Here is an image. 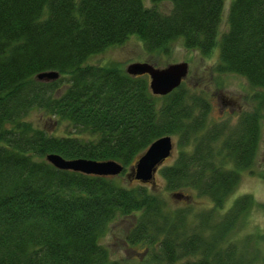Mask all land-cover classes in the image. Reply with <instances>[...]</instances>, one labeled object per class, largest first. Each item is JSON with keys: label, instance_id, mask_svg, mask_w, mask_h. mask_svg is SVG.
Returning a JSON list of instances; mask_svg holds the SVG:
<instances>
[{"label": "trees", "instance_id": "obj_1", "mask_svg": "<svg viewBox=\"0 0 264 264\" xmlns=\"http://www.w3.org/2000/svg\"><path fill=\"white\" fill-rule=\"evenodd\" d=\"M149 1L172 9L162 13L143 0H0V264H120L101 240L110 223L130 217L135 225L127 243L157 249L160 264L194 256L200 259L185 264H253L252 244L247 255L222 247L238 220L264 209L251 196L235 199L210 237L203 223L187 234L186 211H169L165 197L146 183L126 187L117 176L65 172L45 159L112 160L126 177L147 147L170 136L179 151L158 168L166 192L177 199L196 191L218 214L235 193L240 172L255 162L264 96H253L259 107L217 149L216 136L198 135L210 109L200 94L183 92L182 84L157 97L146 75L86 62L131 35L148 55L169 57L176 42L204 56L218 47V72L238 74L264 91V0H230L226 19L227 0ZM49 71L60 78L36 80ZM34 109L47 116L42 127L26 119ZM51 127L62 131L53 134ZM252 242H264V232ZM258 251L264 255V245Z\"/></svg>", "mask_w": 264, "mask_h": 264}, {"label": "rangeland", "instance_id": "obj_2", "mask_svg": "<svg viewBox=\"0 0 264 264\" xmlns=\"http://www.w3.org/2000/svg\"><path fill=\"white\" fill-rule=\"evenodd\" d=\"M147 7H155L162 13H169L172 6L169 2H161L157 4L150 3L149 0H143ZM230 0L225 2L224 19H226V9H228ZM220 28V34L226 30L225 20ZM219 48L216 47L209 55H202L198 51H190L183 47L181 42L174 44L172 54L165 57L162 54L148 55L144 46L136 35H131L121 45L106 49L104 52L94 55L86 62L91 66H115L125 69L129 64L136 62H147L155 67H165L168 64L185 62L189 64V74L184 80L183 92H195L200 94L210 104L209 112L207 113L206 127L201 131L199 136H206L209 128L216 129L217 134H220L215 146L217 149L223 148L222 143L229 136L232 129L239 127L243 117H247L253 113L255 108L259 107V102L256 94L264 96L261 90L252 89L247 81L238 74L218 72ZM67 80H63L62 85H65ZM61 90L64 87L60 86ZM255 95L256 99H253ZM262 100V99H261ZM238 106L241 111L239 112ZM262 118L259 120V142L254 164L251 168L240 172V184L229 199L226 200L224 208L220 213L213 210L212 203L209 198L197 195L196 191L185 190L182 194L184 198H173L172 193L165 191L163 180L160 178L159 172L155 175V186L149 183L146 187L154 192H157L167 200V209L185 210L186 217L184 229L187 234L193 230H201L200 225H204L207 237L212 234V229L221 222L227 211L232 208L235 199L243 196H251L259 205H264V179L261 177L264 172V107L260 110ZM36 109L32 110L26 119L34 124V126L42 127L45 125L44 118ZM48 121V120H47ZM218 128H223L222 131ZM53 134H60L55 128L49 129ZM209 136V135H208ZM211 136V135H210ZM209 136V137H210ZM174 148L170 158L163 165L171 164L177 157L179 148L176 146V138L172 137ZM218 146V147H217ZM188 152L190 148H186ZM232 166V164H230ZM160 168V167H159ZM118 181L126 187H133L135 184L127 183L125 176H118ZM181 193V192H180ZM215 212V213H214ZM135 225L134 218H123L110 223L106 235L101 240V244L108 250L110 258L120 264H160L154 260V255L160 257L157 249L151 250L146 244L129 245L126 241L127 234ZM227 240L223 242L222 247L235 246L239 252H245L247 255L250 250V245L254 247L253 264H264V255L258 251L259 245L263 247L264 242L254 245L251 239L256 234L264 232V209L253 210L246 217L241 218L234 225ZM199 256L183 258L177 264H185L190 261L199 260ZM263 260V261H262ZM164 264V263H161Z\"/></svg>", "mask_w": 264, "mask_h": 264}, {"label": "water", "instance_id": "obj_3", "mask_svg": "<svg viewBox=\"0 0 264 264\" xmlns=\"http://www.w3.org/2000/svg\"><path fill=\"white\" fill-rule=\"evenodd\" d=\"M125 72L130 76L147 75L149 77V89L154 96L163 97L177 89L186 79L189 72L188 63H174L165 67H155L144 62L129 64ZM60 77L59 72H43L36 76V80L43 82H53ZM174 148L172 137L164 136L154 141L147 150L137 159L134 166L129 168L126 178L132 181L149 183L155 185V175L158 168L165 160L170 158ZM47 163L62 171L82 173L100 177H118L124 167L120 163L112 160L95 161L90 159H64L57 154H49L45 157ZM180 198L181 195H175ZM182 198V197H181Z\"/></svg>", "mask_w": 264, "mask_h": 264}, {"label": "flooded vegetation", "instance_id": "obj_4", "mask_svg": "<svg viewBox=\"0 0 264 264\" xmlns=\"http://www.w3.org/2000/svg\"><path fill=\"white\" fill-rule=\"evenodd\" d=\"M254 89V88H253ZM238 109H239V112L241 111V109H240V107L238 106ZM245 118V117H244ZM240 122V124H241V121H239ZM240 126V125H239ZM238 128V127H237ZM259 128V127H258ZM219 130H220V132L222 131V129L223 128H218ZM214 131H216V129H214L213 127L212 128H209V131L206 133V136H200V137H206V138H208L210 135L212 136H216V138H217V140H218V138H219V136H220V134H215V132ZM199 134H201V133H199ZM245 134H247V131L245 132ZM209 135V136H208ZM210 136V137H211ZM209 137V138H210ZM217 140H216V142H217ZM226 140V139H225ZM216 144V143H215ZM246 143H244V145H245ZM218 147V146H217ZM258 148V147H257ZM221 150H223V149H221Z\"/></svg>", "mask_w": 264, "mask_h": 264}]
</instances>
